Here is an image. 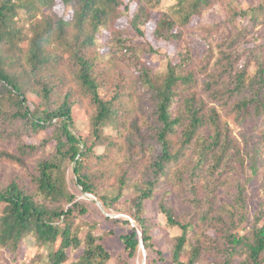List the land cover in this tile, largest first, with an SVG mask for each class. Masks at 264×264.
I'll use <instances>...</instances> for the list:
<instances>
[{
	"label": "trees",
	"instance_id": "trees-1",
	"mask_svg": "<svg viewBox=\"0 0 264 264\" xmlns=\"http://www.w3.org/2000/svg\"><path fill=\"white\" fill-rule=\"evenodd\" d=\"M220 1L175 0L158 11L159 0H0V161L36 160L30 185L0 169V250L16 253L32 238L46 248L47 264H64L78 249L73 264H131L161 239L169 254L156 250L145 264H202L207 256L209 264H264V209L251 214L243 197L255 164L246 181H234L233 204L219 207L216 199L227 176L246 174L249 151L234 131L264 118V0L247 8L228 0L221 19L192 31L193 19ZM156 10L153 40L179 48L151 66L147 56L157 52L144 28ZM188 33L197 34L195 45ZM104 63L113 64L114 78ZM83 106L85 134L73 117ZM259 138L256 152L264 130ZM113 150L123 159L113 164L116 185L105 191V171L96 175L92 166L110 161ZM72 163L85 193L128 215L115 256L103 244L113 231L96 237L98 221L86 231L77 223L89 209L67 188ZM169 182L187 195L179 215L167 201ZM158 196L167 233L145 210Z\"/></svg>",
	"mask_w": 264,
	"mask_h": 264
},
{
	"label": "rangeland",
	"instance_id": "rangeland-1",
	"mask_svg": "<svg viewBox=\"0 0 264 264\" xmlns=\"http://www.w3.org/2000/svg\"><path fill=\"white\" fill-rule=\"evenodd\" d=\"M159 8L158 11H162L171 4L175 2V0H159ZM228 0H221L220 4L216 5L215 9L206 11L205 14L201 18H194L191 23V29L197 27L199 24V27L201 26H209L213 23L217 22L219 19L222 18V5ZM238 4L242 8H247L249 6H256L259 4L258 0H237ZM156 8V9H157ZM136 9L135 5H132L131 12H129V15L127 17H123L119 21V27L121 29H125L127 27V21L128 17L132 15V12ZM157 11V10H156ZM156 12L154 14L155 17H153L152 21L148 23V25L144 28L145 34L148 38V40L153 44L155 50H156V57L153 56H147V61L151 66H158L159 63L164 64L166 60L168 59V56H171L175 51L178 50L179 45L175 46H168L163 42H155L153 40V31L155 28V20L158 19L159 12ZM69 16V15H67ZM256 29L255 31H257ZM194 35L197 34H186V39L189 42V44L195 45L198 42V38ZM23 46H26V44H23ZM176 49V50H174ZM154 58V59H153ZM119 66V65H118ZM101 68H104L107 70L111 78H114V71L115 68L112 63H104ZM124 72V68H122ZM63 73L66 74V71L63 69ZM68 76V74H67ZM33 100V99H32ZM37 103L38 101L35 100ZM34 102L32 104V107L34 106ZM85 106L80 108V110L75 109V113L73 115L74 117V128L78 131H80L81 134L86 133V117L85 114ZM264 130V118H258L254 122H247L244 124H241L237 127V129L234 131V135L239 140L240 144L244 146V143H246V149L249 151L248 158L245 163V171L246 174H241L239 178L238 175L235 173H231V175L227 176L226 183L220 188L217 192V206H223L227 207L228 205L233 204V198L231 195L234 194L236 191V184H233L234 181H239L240 183H243L248 179V177L251 174V171L249 167L255 164L256 169V177L247 184L244 190L243 197L246 198V205L251 214L256 213L260 209H264V195L261 190V183L263 182V176H264V148L259 149L258 152L255 151L258 148L259 135ZM107 133H111L112 135L115 134V128L111 126ZM41 137V136H40ZM15 148V143H11L7 147V151L11 152ZM103 152V149H97V154H101ZM110 161H106L102 165H95L93 163L92 166V173L99 175V170L105 171V176L101 177L100 182V188L105 189V191H111L112 187L116 185L117 177L115 178V171L112 169L114 167V163L118 164L122 161L123 156L122 153H118L116 151H112L110 153ZM253 159L255 162H253ZM36 166V160L32 159H25L23 166L14 163V162H5L0 161V169L6 174L10 175V181H16L19 183L25 182L27 185L31 184V176H33L32 169ZM74 164L68 166V170L66 171V182H67V188L69 192L74 195L76 198V201L85 206L88 207L89 212L86 216L79 218L77 221L78 225L81 226L82 231L88 230L87 223H90L91 221H98V227H96L95 230L92 231L93 235L98 237L100 236L104 230L107 231H113L112 235L106 236L105 240H103V244L105 247L109 248L112 255H116L119 250V235L124 233L126 231V227L123 226L122 220L127 218L128 215L125 214L123 211H115L113 209H109L104 207L101 202L98 200V196L90 195L85 193L82 188L78 185L75 175L72 172ZM138 175V172H136L133 176V179H136ZM0 180L1 177H0ZM203 183V180H201V184ZM130 182L127 185L126 191L128 193H131V190L129 188ZM165 190L168 191L167 198H168V204L174 209V211L179 215L185 210L188 209L187 206H185L183 203V197H187L185 192H182L180 187L176 185L175 183L169 182V184L165 185ZM98 194L103 193L101 190V193L97 190ZM164 192V190L162 191ZM102 195V194H101ZM160 196L156 197L154 201H150L146 205V214L153 218L154 221L159 223V226L167 233V231H170L169 227L167 226L165 219L162 215L158 214V203ZM112 219L110 221H106L105 219ZM80 230V229H79ZM80 230V231H81ZM175 229H172L170 232V235L176 234L177 231H174ZM84 233V232H83ZM126 233V232H125ZM208 234L212 237H215L216 235L213 233V231L208 232ZM155 237V236H154ZM159 245H155L153 248V251H145L143 249L141 251L142 258L134 259L132 260L131 264H145L144 257L148 256L152 261L156 259V250H165L166 255L169 254V250L167 249V245H162V240H158ZM82 255V250H75L69 252V259L64 264H73L75 261H77L80 256ZM242 260V259H241ZM210 257H204L202 259V264H209ZM158 264H161L160 262H157ZM240 259L234 260L233 264H239ZM0 264H47V251L46 248H38L34 245L32 238H27L23 240L20 243V246L18 247V250L16 253H12L10 251L6 250H0ZM112 264V263H110Z\"/></svg>",
	"mask_w": 264,
	"mask_h": 264
},
{
	"label": "water",
	"instance_id": "water-1",
	"mask_svg": "<svg viewBox=\"0 0 264 264\" xmlns=\"http://www.w3.org/2000/svg\"><path fill=\"white\" fill-rule=\"evenodd\" d=\"M140 247H141V243H140Z\"/></svg>",
	"mask_w": 264,
	"mask_h": 264
}]
</instances>
